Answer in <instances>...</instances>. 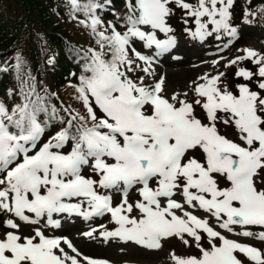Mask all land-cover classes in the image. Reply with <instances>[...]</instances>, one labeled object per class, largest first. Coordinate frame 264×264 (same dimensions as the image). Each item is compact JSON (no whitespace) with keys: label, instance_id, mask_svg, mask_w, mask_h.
Wrapping results in <instances>:
<instances>
[{"label":"snow or ice","instance_id":"obj_1","mask_svg":"<svg viewBox=\"0 0 264 264\" xmlns=\"http://www.w3.org/2000/svg\"><path fill=\"white\" fill-rule=\"evenodd\" d=\"M170 4L195 18V31L184 29L193 39L202 42L216 33L219 40L221 32L237 35L230 23L234 0H124L123 34L111 22L98 30L102 21L96 10L105 4L71 0L73 10L89 18L90 23H80L91 29L100 48L87 50L83 71L89 75L81 74L79 85L73 86L85 113L64 109L67 120L57 117L56 108L49 110L34 84L21 90V103L11 109L0 101V212L33 225L46 217V224L54 227L60 226L54 213L85 219L108 213L116 227L99 233L105 241L161 249L162 241L175 237L198 250L197 255L170 253L173 264H242L237 254L264 264L259 249L229 239L194 212L215 218L227 233L264 241V231L248 230L264 228V54L245 48L243 56L225 65L251 60L256 72L238 67L234 75L254 82L258 90L249 83H237L232 90L220 72L199 77L203 82L192 81L188 91L167 94L165 77L154 78L153 57L136 51L132 41L155 46L157 56L170 52L177 44L168 24L174 15ZM250 14L245 11V17ZM157 31L167 38L158 39ZM21 63L17 55V71ZM137 68L145 76L134 80L128 73ZM53 119L64 126L44 140ZM222 128L233 129L234 138ZM132 190L138 199L130 202ZM112 191L122 194L115 206L108 194ZM4 224L10 230L0 238V264H108L83 256L66 238L46 236L40 228L23 236L13 219ZM96 231L83 235L95 238Z\"/></svg>","mask_w":264,"mask_h":264},{"label":"trees","instance_id":"obj_2","mask_svg":"<svg viewBox=\"0 0 264 264\" xmlns=\"http://www.w3.org/2000/svg\"><path fill=\"white\" fill-rule=\"evenodd\" d=\"M78 2L83 5L88 0ZM95 2L107 7L106 10H96L102 21L98 30L102 31L111 22L117 31H125L124 0H112L111 5H107L106 0ZM172 8L175 13L184 11L175 4ZM261 9H264V0H234L230 23L234 17L242 15V19L251 20L264 28V12ZM113 10L120 14V19ZM246 10L251 13L247 17ZM82 20L90 23L82 10H73L71 0H0V67L8 69L0 72V101L11 109L21 103V90L27 91L34 84L36 93L45 97L49 110L53 106L56 108L57 117L67 120L64 109L84 114L85 109L82 102L76 99L73 86L79 85L81 74L89 75L83 71L88 62L85 58L87 50L100 51V48L91 29L80 23ZM17 55L22 60L19 71L15 67ZM105 58L110 59V54ZM48 60L51 61V68L47 73L52 78L53 88L45 85L42 76L41 66H45ZM252 86L256 87V84L252 82ZM10 89L11 96L8 94ZM39 119L44 120L45 114L41 113ZM51 125L45 134L47 137L64 126L56 119L51 121Z\"/></svg>","mask_w":264,"mask_h":264},{"label":"rangeland","instance_id":"obj_3","mask_svg":"<svg viewBox=\"0 0 264 264\" xmlns=\"http://www.w3.org/2000/svg\"><path fill=\"white\" fill-rule=\"evenodd\" d=\"M192 1L197 0H185V2L191 3ZM196 4V3H195ZM172 7V4L169 5ZM219 7V5H218ZM107 8L104 7L101 10H106ZM183 19H187L188 23L185 25L183 23ZM207 20V18H203ZM250 22H245V21ZM168 24L174 29V32L171 35H174L177 40L176 46L184 45H198V48L205 49L208 52V56L206 61L208 64L199 70V73L202 75L208 74L209 76L216 75L220 72H223L225 75L222 77V80L225 84L229 85V87L234 90L233 86L237 83H246L242 78H236L235 72L237 71L238 67H242L246 70H251L252 72L257 71V65L253 64L251 60H243L238 63V65H232L230 67H226V63L237 56H243L244 52L242 51L245 48H251L261 54H264V28L258 26L257 24L253 23L251 20L242 19V15H238L234 17V20L231 22L233 27L237 28V35L235 37H229L227 34L223 33L220 34L221 38L219 40L216 39V33H213L212 36L206 37L204 41H200L199 39H193L189 33L185 32L184 29L188 28L191 31H195L196 24L194 17H186L185 12L178 10L177 13L174 11V15L168 18ZM211 25L209 26V30H211ZM107 27H104L105 30ZM102 30V31H103ZM142 30H145L142 26ZM111 29H108L110 33ZM126 31V28H125ZM124 32V31H123ZM122 32V34H123ZM157 38L158 39H166L167 37L165 34L160 33L157 31ZM132 47L136 49V51L140 52L142 55L151 56L153 57L152 69L154 70L155 77L158 78L157 73V66H159L156 62L155 57H166L169 56L173 58L175 54H168L164 53L163 55L157 56L155 46L152 48H145L144 42L139 41L138 39H134L132 41ZM129 56L133 59L131 50H129ZM219 60L218 64H213V61ZM137 63L143 66L142 61H137ZM45 66H41L42 76L44 79V83L46 86H50L53 88V81L47 71L51 68L50 61H46ZM161 67H165L166 65H160ZM134 80L140 76H145V73L142 72L139 68L135 70V72L128 73ZM147 82H151L152 78H146ZM255 79V77H254ZM252 90H258L257 87L252 86V82L248 81ZM175 86V87H174ZM173 87L169 86L168 83L165 82V92L167 94H171L173 92H184L188 91L189 87H184L181 85H174ZM181 87V88H180ZM192 96V93L189 92V97ZM197 115L202 116L201 110L197 108ZM222 132L226 135H229L231 138H234V131L231 128L228 129H221ZM48 137L44 136V140ZM43 142V141H42ZM106 190L100 189L102 194L105 193ZM112 196V203L113 206L120 203L122 194L119 192L112 191L108 193ZM138 199V194L132 190L129 194V200L135 201ZM70 202H77L75 199ZM86 207V206H85ZM195 214L200 216L201 218L209 219V223L213 226L217 231H221L224 235H226L229 239H235L240 243L248 244L252 247H255L261 251L262 256H264V241L256 239L254 237H243V236H236L232 233H227L223 229H219L215 218L209 216L208 214L204 213L202 210H194ZM28 215H32L30 213H26ZM7 219H13L16 223L20 225L19 232L23 236H31L34 235V229L40 228L46 236L49 237H57L71 241V243L78 249L81 245L88 243L92 239L99 240L100 243V250L94 251H84L83 256H88L94 259H102L106 260L108 264H173V261L170 258V253L174 252L178 256H187V255H197L198 250L195 247H188L185 246L178 238L172 237L167 240L162 241V248L161 249H147L143 246L137 245L133 242H123L118 239H109L107 241L104 240L103 237L99 235L101 231L104 230H113L116 225L114 222L111 221V216L108 213H105L103 216H93L89 219H85L82 216L72 214L69 215L67 213H54L53 219L59 221V227L57 229L54 228L52 225L46 224V217L40 220L39 224H28L23 221H20L19 218L15 217L11 213L0 212V238H3V235L9 231L4 221ZM64 227V229H63ZM97 229L94 233L95 238H89L83 235V233L91 231L92 229ZM59 229V231H58ZM237 231L241 229L239 226L236 227ZM248 230L253 231L254 233H258L260 231H264V228L260 226H248ZM66 231V232H65ZM202 243L205 245L207 244L206 238L202 240ZM62 247L65 248L66 252L69 254L74 255L71 253V250L67 248L66 245L62 244ZM103 249V250H102ZM153 252L157 257L151 260L141 258L140 256H135L132 254H137L138 252ZM86 252V253H85ZM238 258L241 259L242 264H254L253 261L249 260L243 254H237Z\"/></svg>","mask_w":264,"mask_h":264},{"label":"bare ground","instance_id":"obj_4","mask_svg":"<svg viewBox=\"0 0 264 264\" xmlns=\"http://www.w3.org/2000/svg\"><path fill=\"white\" fill-rule=\"evenodd\" d=\"M168 54H170V56L171 54H175V56L173 58H170L169 56L155 58L157 64L159 65L156 68L158 77L164 76L165 82L168 83L169 86L173 87L174 85H184L183 88H185L189 87L192 81L203 82L199 81V77L203 76L199 73V70L208 64V62L206 61L208 52H206L205 49H200L198 48V45L195 44L189 46L179 45L175 46L170 52L167 53V55ZM160 65L166 66L161 67ZM54 228L57 229V227ZM99 240L97 241L92 239L90 241H87L88 243H85L81 245V247H79V252L84 254V251L96 252L97 249L99 251L101 249V242ZM132 255H135L137 257L140 256L141 258L148 260L157 257L153 252L147 251H141L137 254L135 253Z\"/></svg>","mask_w":264,"mask_h":264}]
</instances>
